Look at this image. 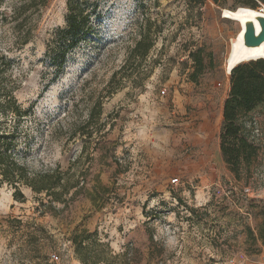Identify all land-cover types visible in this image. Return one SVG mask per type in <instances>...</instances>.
<instances>
[{
  "label": "rangeland",
  "instance_id": "rangeland-1",
  "mask_svg": "<svg viewBox=\"0 0 264 264\" xmlns=\"http://www.w3.org/2000/svg\"><path fill=\"white\" fill-rule=\"evenodd\" d=\"M66 1L48 0L34 39L22 48L0 26V103L10 97L29 109L21 124L32 137L26 161L34 170L57 165L75 186L66 203L52 209L40 204L38 199L47 204L44 194L23 188L20 203L0 187V264H80L69 238L82 230L96 231L112 255H123L121 264H186L190 256L209 264L212 252L195 250L208 241L223 261L264 254L261 194L243 193L248 186L264 190V102L249 127L258 156L247 186L243 176L238 182L225 166L218 167L210 147L198 152L187 136L181 147L174 141L201 123L204 95L230 77L226 60L230 69L240 56H264V42L243 51V32L236 37L239 25L229 20H239L243 29L253 20L259 30L258 11L227 12L239 8L237 0H224L222 7L212 0H96L100 18L56 73L44 53L53 30L65 26ZM146 18L156 25L147 57L148 63L156 61L154 68L143 88L135 87L133 75L114 91L108 81L125 64ZM198 48L211 62L194 83L188 53ZM96 101L100 115L83 130ZM209 108L213 112L204 107ZM2 119L8 122L11 114H0ZM147 148L149 162L142 150ZM197 225L218 230L201 236Z\"/></svg>",
  "mask_w": 264,
  "mask_h": 264
},
{
  "label": "trees",
  "instance_id": "trees-1",
  "mask_svg": "<svg viewBox=\"0 0 264 264\" xmlns=\"http://www.w3.org/2000/svg\"><path fill=\"white\" fill-rule=\"evenodd\" d=\"M212 1L219 7L223 6L224 0ZM47 3L48 0H0V26L9 28L14 45L22 48L34 39ZM237 5L257 10L264 6V0H237ZM66 8L65 26L53 30L44 53L47 64L52 66L56 73L62 69L68 52L85 41L92 32L93 20L100 18L96 0H67ZM144 22L145 27L140 33V38L128 51L125 64L120 70L112 73L108 81L114 91L121 88L124 78H131L133 75L135 79L131 81L135 87L143 88L144 81L154 68L156 61L148 63L147 57L155 44L151 26L156 28V25L149 18ZM188 57L192 62L189 79L195 83L211 60L204 56L200 48L189 52ZM263 58L264 56L253 59L256 61L239 64L230 71V90L223 105V120L219 133L221 157L226 169L234 175L236 181L240 182V177L243 176L244 186H247L253 177L252 164L258 156L249 127L254 125L253 115L256 108L264 102ZM119 72L124 76L117 79ZM100 105L99 101L94 103L88 119L82 126L83 130H87L92 120L100 115ZM7 113L11 114V120H0V187L9 188L13 200L20 203L25 201L23 188L29 189L35 196L44 194L46 205L38 199L44 208L52 209L54 203H66V196L75 188L70 184L68 173L61 172L57 165L45 170H34L26 161L32 137L21 124L28 118L29 109H22L9 97L0 103V114ZM92 135V131L87 132L88 138ZM74 195L75 192L70 198ZM69 242L80 264H121L119 259L123 255H112L108 244L98 238L96 231H76L71 234Z\"/></svg>",
  "mask_w": 264,
  "mask_h": 264
},
{
  "label": "crops",
  "instance_id": "crops-1",
  "mask_svg": "<svg viewBox=\"0 0 264 264\" xmlns=\"http://www.w3.org/2000/svg\"><path fill=\"white\" fill-rule=\"evenodd\" d=\"M246 48L247 47L244 46L243 51H245ZM238 59L239 61L245 60V58H241V56L238 57ZM229 90H230L229 78L225 79L223 84H218L217 86L213 85L212 87H210L208 91L206 92V94L204 95L205 96L204 99L206 100V103L203 104V108H202L203 111H201L200 113L201 123H198L197 127L193 129L190 132V134L181 133L180 135L177 136V139L174 140L176 141V145H179L178 147H181L180 145L181 137L187 136L188 139L191 140L192 145L194 147H197L198 152L200 151L202 152V150H206L207 147H210V149L213 151V158L219 168L225 166L222 160V157H221V153H220L219 133H220L222 120H223V105H224L225 100L228 97ZM206 105L212 106L213 112L210 111L211 108L207 110L204 109ZM212 122L214 123L213 124L214 126H212ZM142 150L144 151V154L147 153L144 156L145 162H149L150 159L152 160L151 155L148 152L149 149L147 148V149H142ZM178 162H185V159H181ZM199 196L200 195H197L196 197L197 203H200L198 202L200 199ZM195 229H196V232H198V234H200L201 236L205 234L206 236L213 237L216 231L218 230V227L207 226L206 228H204V227L197 225L195 226ZM237 229L238 228L235 227V231ZM204 247L210 250V252H212L207 256V261L209 264H218V263L221 264V261L223 264H228L230 260H233L235 264H263L262 257L264 256V254L259 255L258 257L257 256L254 257L253 255H247L245 256L243 260H237L238 255L235 254L230 257H227L225 259L226 261H223V259H221L220 256L217 255L216 253L217 249L215 248L214 244L211 241L205 242V245H203V242L200 243L199 245L196 246L195 250H200V249L202 250ZM255 258H257V260ZM200 261H201V258L190 256V258L186 259L185 263L186 264H198Z\"/></svg>",
  "mask_w": 264,
  "mask_h": 264
},
{
  "label": "water",
  "instance_id": "water-1",
  "mask_svg": "<svg viewBox=\"0 0 264 264\" xmlns=\"http://www.w3.org/2000/svg\"><path fill=\"white\" fill-rule=\"evenodd\" d=\"M244 8L245 7H243L242 9ZM237 9L238 8H236V10ZM250 10H253V9H250ZM257 11H258V14L257 16L254 17V20H256V22L258 23L259 30L256 29L253 20H247L245 22L244 29L242 30L243 31V44L247 48L259 47L264 42V6H262L261 8H258Z\"/></svg>",
  "mask_w": 264,
  "mask_h": 264
},
{
  "label": "built area",
  "instance_id": "built-area-1",
  "mask_svg": "<svg viewBox=\"0 0 264 264\" xmlns=\"http://www.w3.org/2000/svg\"><path fill=\"white\" fill-rule=\"evenodd\" d=\"M171 182L174 184V185H178V178H173L171 180ZM243 193L245 195H258V194H261L259 196V198L261 199V201L264 203V190L260 193L258 190L254 191L252 188H250L249 186L248 187H245L243 188ZM51 259L52 260H57V256L56 255H52L51 256ZM262 262L264 264V256L262 257ZM228 264H235L233 260H230Z\"/></svg>",
  "mask_w": 264,
  "mask_h": 264
},
{
  "label": "bare ground",
  "instance_id": "bare-ground-1",
  "mask_svg": "<svg viewBox=\"0 0 264 264\" xmlns=\"http://www.w3.org/2000/svg\"><path fill=\"white\" fill-rule=\"evenodd\" d=\"M240 8H241V7H239L237 10H239ZM241 9H242V8H241ZM244 9H247V8H244ZM237 10L235 9L234 11H227V12L233 13V12H236ZM248 10H249V9H248ZM224 12H225V10L222 11V15H223V17L225 18V16H224ZM257 13H258V12H257ZM226 19H229V18H226ZM229 20L234 21V22H236V23L239 25V32L237 33V36H236V37H238V35L240 34V32H243V31H242V30H243V27H242V25L240 24L241 22H239V20H238V21H235V20H233V19H229ZM250 61H251L250 59L239 61V62L236 63L233 67H231L230 69H228V60H226L225 68H226L227 74L229 75L230 71H231L235 66H237V65H239V64L246 63V62H250ZM252 61H254V60H252Z\"/></svg>",
  "mask_w": 264,
  "mask_h": 264
}]
</instances>
